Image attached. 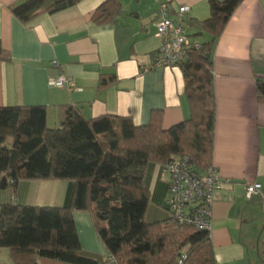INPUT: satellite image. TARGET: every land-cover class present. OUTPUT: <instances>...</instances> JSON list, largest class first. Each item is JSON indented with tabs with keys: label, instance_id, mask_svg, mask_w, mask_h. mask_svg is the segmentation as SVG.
Returning <instances> with one entry per match:
<instances>
[{
	"label": "crops",
	"instance_id": "obj_1",
	"mask_svg": "<svg viewBox=\"0 0 264 264\" xmlns=\"http://www.w3.org/2000/svg\"><path fill=\"white\" fill-rule=\"evenodd\" d=\"M24 1L0 0V43L10 54L8 63H0V107L44 106L49 128L57 127L58 107L63 105L76 107L87 120L114 115L130 118L136 126L148 124L158 111L163 129L189 119L180 69L145 71L159 47L154 24L165 0H119L122 14L104 25L94 24L91 17L107 0H82L29 26L11 14ZM168 6L171 18L181 6L189 7L183 18L186 29L185 20L209 17L207 0H170ZM212 64L216 103L212 166L222 180L211 208L214 259L216 264H264V249L254 244L251 228L264 224V107L254 92L256 80L264 82V0L240 3L213 46ZM58 74L70 77L80 91L48 87L47 80ZM112 74L117 81L99 90L100 76ZM168 180L160 166L147 168L148 224L168 217L164 209ZM252 184L260 189L246 199L245 189ZM66 191L65 182H20L13 202L61 207ZM9 202L8 194L1 192L0 203ZM73 220L82 250L103 254L89 216L85 220L73 213ZM77 220L86 222V247Z\"/></svg>",
	"mask_w": 264,
	"mask_h": 264
},
{
	"label": "trees",
	"instance_id": "obj_2",
	"mask_svg": "<svg viewBox=\"0 0 264 264\" xmlns=\"http://www.w3.org/2000/svg\"><path fill=\"white\" fill-rule=\"evenodd\" d=\"M81 1L26 0L11 14L29 26ZM242 1L207 0V19L185 20L192 31L187 35L191 44L202 36L208 39L188 50L176 65L190 115L168 129H163L159 111L151 114L148 124L136 126L130 118L114 115L87 120L76 107L63 105L58 107L57 127L49 128L44 106L0 107V193L10 199L0 203V250L9 252L12 264H179L182 256L181 264H216L210 230L184 226L172 217L166 205L169 186L164 199L167 219L144 221L150 202L145 175L149 166L164 169L172 158L185 157L198 177L214 168L212 49ZM121 14L120 1L107 0L91 21L111 24ZM9 61L10 54L0 43V63ZM116 81L113 74L101 75L98 89ZM254 92L264 107L263 81L256 80ZM20 182H65L64 204H17L13 201ZM75 212L89 216L105 256L82 250Z\"/></svg>",
	"mask_w": 264,
	"mask_h": 264
},
{
	"label": "built area",
	"instance_id": "obj_3",
	"mask_svg": "<svg viewBox=\"0 0 264 264\" xmlns=\"http://www.w3.org/2000/svg\"><path fill=\"white\" fill-rule=\"evenodd\" d=\"M169 1L163 2L156 14L155 37L159 41L153 62L145 71L153 68L174 67L185 57L191 48L198 49V43H190L187 37L183 18L189 7L181 6L175 18L168 16ZM56 66V62H52ZM50 88L67 89L68 92L80 91L70 77L58 74L47 80ZM169 177V190L166 205L176 222L196 230H210L211 208L216 194L222 189V180L217 170L210 168L205 175L198 177L191 171V165L184 158H172L163 169ZM260 189L259 184L246 187L245 197L251 198ZM182 256L179 264L184 261Z\"/></svg>",
	"mask_w": 264,
	"mask_h": 264
},
{
	"label": "rangeland",
	"instance_id": "obj_4",
	"mask_svg": "<svg viewBox=\"0 0 264 264\" xmlns=\"http://www.w3.org/2000/svg\"><path fill=\"white\" fill-rule=\"evenodd\" d=\"M185 30H186L187 35H189L190 34L189 30L188 29H185ZM207 39H208V37H203V38H199L198 40L203 42V41H207ZM48 126L51 127L50 121L48 123ZM75 213L84 216V218L86 220V212H84V213L83 212H75ZM253 217L257 218V216H253ZM77 225H78L80 237L82 238V244L86 247V222L78 221ZM251 228L254 230V238H253L254 244L256 246L258 245L260 251H262L264 249V224H263V222L261 224H260V222H257L256 224L252 225ZM101 246L104 250L103 254L94 252L96 250H93V249H92L93 252H90V253L94 254L95 257L105 256L106 250L104 249L102 244H101ZM0 264H12L8 251L0 250Z\"/></svg>",
	"mask_w": 264,
	"mask_h": 264
}]
</instances>
